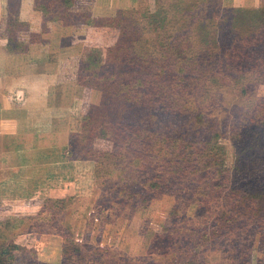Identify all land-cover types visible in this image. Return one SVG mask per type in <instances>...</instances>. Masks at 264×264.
<instances>
[{
  "label": "rangeland",
  "instance_id": "374dc122",
  "mask_svg": "<svg viewBox=\"0 0 264 264\" xmlns=\"http://www.w3.org/2000/svg\"><path fill=\"white\" fill-rule=\"evenodd\" d=\"M179 1L141 0V6L133 8L138 13L108 12L113 18L96 21L106 23L107 27H102L110 29L101 36H105L101 41L105 48L86 46L80 62L78 54L82 48H78L72 56L74 61L67 62L64 67L61 65L60 71H56L67 74V78L60 80L61 86H49L44 88L45 92L43 88L34 90L31 106L36 108L33 112L50 119L53 114L63 115L59 118L62 125L66 122L71 128L72 153L69 150V158L81 161L76 167L78 183L76 187L71 186L66 195L46 201L43 211L35 216L0 219V249L18 247L14 264H64L63 250L67 240L73 244L68 247L70 261L74 264H264V162L243 166L245 173L234 175L235 168H232L236 166L234 155L238 146L233 140L232 126L226 134L219 135L220 144L227 149L226 167L230 176H214L213 165L208 162L190 167L184 177H176L173 173L163 176L153 164L135 160L133 154H125L112 143L85 139L77 132L83 116L95 112L99 117H105L109 98L103 92L76 85L71 73L77 68L97 69L102 73V59L106 61L105 66L121 64L123 73H132V61L119 62L123 58L121 55L144 51L148 49L147 41L152 38L157 41L161 36L159 32L147 33L139 28V25L152 28L146 22L144 9L148 7L147 17L151 23L160 14L168 26L178 28L184 24L187 14L185 5L179 6ZM220 2L239 18L264 14V0H210L213 6ZM51 3L47 17L65 18V12L71 6L57 4V9H52ZM37 5L36 9L41 10L42 2ZM121 11L127 13L124 18L118 14ZM223 13L222 7L211 9L210 46L219 43ZM84 16L87 17L85 13ZM82 17H71L74 30L85 25ZM127 20L129 23L126 24ZM14 26L18 31L29 29L27 24L17 25V20L6 16L0 24V38L13 41ZM88 35L87 32V35L77 37H83L84 42L89 43ZM260 50L264 51V46ZM19 58L17 60V55L9 57L4 71L8 76H26L28 70L22 68L27 62L23 56ZM96 62L100 65L92 64ZM39 72L33 70L27 76H39ZM253 90L251 115L263 116L264 77L254 83ZM234 92L238 94V91ZM235 98L228 92L223 99L224 106L230 105ZM47 105L52 107L44 108ZM125 110L127 115L133 108L126 106ZM138 111L144 129L189 141L202 140L203 133L211 130L209 126L213 122H227V113L222 112L208 116L194 110L182 112L164 108L156 111L159 117L150 119L151 111ZM41 117L37 118L38 122L42 121ZM226 126L227 123L223 125ZM213 134L210 132L209 138ZM150 151L153 149L145 150ZM153 154L157 156L151 152ZM158 173L166 178L160 182L162 190H151L149 187L154 185L153 182H159ZM201 184L208 189L202 195L197 190ZM166 186L168 189L164 188ZM208 193L210 195L206 197ZM8 216L6 214L4 218Z\"/></svg>",
  "mask_w": 264,
  "mask_h": 264
},
{
  "label": "trees",
  "instance_id": "16d2710c",
  "mask_svg": "<svg viewBox=\"0 0 264 264\" xmlns=\"http://www.w3.org/2000/svg\"><path fill=\"white\" fill-rule=\"evenodd\" d=\"M72 1L64 4L70 7ZM50 2V8L57 9V1ZM178 4L185 5L187 13L184 24L178 28L168 26L160 14L151 23L147 17L149 9H144L146 22L152 28L145 29L140 25L139 28L147 33L159 32L161 36L157 41L153 38L147 41L148 49L144 51L121 55L123 58L119 62L124 59L132 61V73H123L121 64L105 66L104 59L101 60L102 73L97 69L79 70L80 86L103 92L109 98L105 117L101 118L95 112L83 116L80 132L85 139L106 140L124 150L125 154H133L135 160L153 164L163 176L173 173L176 177H184L190 167L204 162L213 165L214 176H230L226 167L227 149L220 144L219 135L226 134L232 126L233 140L238 146L234 155L236 166L232 169L235 168L234 175L245 173L243 166L264 162V115H251L254 83L264 77V51L260 50L264 46V14L239 18L221 2L213 6L210 0H181ZM212 7L224 9L217 46H210L208 41ZM127 11L128 14L138 13L137 9ZM118 14L124 18L127 13L121 11ZM95 26L107 27L104 22H95ZM228 92L236 98L224 106L223 99ZM126 106L133 108L127 115ZM164 108L182 112L194 110L208 116L227 113V122H213L209 126L211 130L203 133L202 140L193 141L144 129L137 109H148L151 111L148 117L154 119L159 117L156 111ZM226 123L227 126L223 127ZM212 131L215 134L209 138ZM149 148L153 151L145 152ZM158 176L159 182H153L154 185L149 187L151 190H162L160 182L166 178L159 173ZM164 188L168 189V186ZM197 190L200 195L208 192L203 184ZM69 243V240L65 242L63 250L64 264H74L70 261L68 247L73 244ZM8 247L0 249V264L16 262L18 247Z\"/></svg>",
  "mask_w": 264,
  "mask_h": 264
},
{
  "label": "crops",
  "instance_id": "0c3cea01",
  "mask_svg": "<svg viewBox=\"0 0 264 264\" xmlns=\"http://www.w3.org/2000/svg\"><path fill=\"white\" fill-rule=\"evenodd\" d=\"M50 1L64 5L69 0H0V24L6 16H12L17 25L29 26L28 31H18L14 26L13 41L17 40V44L0 38V219L4 221L35 216L43 211L46 201L66 195L71 186L76 187L78 183L76 167L81 160L69 158L71 128L66 120L62 125L59 120L62 114H53L50 119L33 112L36 108L31 106L34 90L43 88L45 92L44 88L49 86H61L60 80L67 78V74L56 71H60L61 65L64 67L74 61L72 58L78 48H82L79 62L86 46L105 48L101 42L105 36H101L110 29L95 26L97 20L113 17L108 16V12L131 10L141 3V0H73L65 18L50 19L47 17ZM39 2L43 4L41 10L36 9ZM72 16H83L81 20L85 25L74 30V23L70 22ZM87 32L89 43L77 37ZM11 55H17V60L24 57L27 65L22 69L28 70L26 76L33 70H40L41 74L8 76L4 71ZM79 70L71 73V79H75L78 86ZM38 117L42 118L41 122ZM6 214L9 216L5 219Z\"/></svg>",
  "mask_w": 264,
  "mask_h": 264
}]
</instances>
